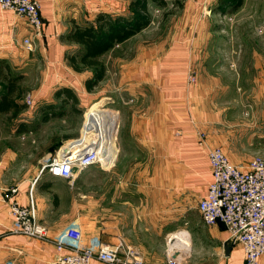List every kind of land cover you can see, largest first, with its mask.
<instances>
[{"label":"crops","instance_id":"crops-1","mask_svg":"<svg viewBox=\"0 0 264 264\" xmlns=\"http://www.w3.org/2000/svg\"><path fill=\"white\" fill-rule=\"evenodd\" d=\"M37 1L41 5L44 26L43 36L37 40L32 54L22 45L30 34L26 20L0 8V63L8 65L11 72L24 69L33 73L36 76L33 81L42 84L37 94L47 95V99L57 98L56 85L62 83H66L76 97L84 98L88 95L86 82L90 76L87 72L75 71L69 62V56L82 54L84 48L68 41V34L75 26L95 24L100 15L121 22L132 19L133 0ZM244 1L247 0L229 3L240 5ZM153 8L155 5L149 2L150 15ZM254 34L257 39H263L264 28ZM136 36L122 44L132 47ZM145 50L144 46L135 51L137 54L140 51L138 66L126 70V76L121 78V84L126 83L123 107L125 104L128 109V118L120 139L127 161L141 164L143 177L151 180V185L143 183L138 187L142 193L138 201L132 198L134 194L119 188L111 189L110 198L104 188L97 189L94 195L84 192L85 198L78 205L83 238L87 243L96 239L108 245H115L124 238L126 244L142 254L144 264H169L171 257L178 264H246L241 246L237 243L229 246L225 226L222 223L205 225L197 208L213 177L207 152L198 145L196 131L205 132L213 146L221 137L218 133L224 132V138L232 139L237 131L231 129L233 123L228 125L226 109L217 108L210 96L204 99L197 85L189 83V66L194 60L190 45L172 43L160 58L153 53L146 55ZM39 67L41 75H38ZM2 94L0 87V97ZM8 116L12 115L0 113V127L7 121L10 123ZM13 119L16 118L11 122ZM41 119L44 125L51 122ZM22 125L27 128L16 131L12 123L10 137L26 138L30 126ZM221 125L223 130H220ZM65 140L67 137L61 136L57 144ZM248 162H243V166ZM38 168L25 167L13 144L0 135V264H49L57 253L51 241L26 239L10 231L13 221L7 207L15 197L23 205L33 200L37 219L48 227L51 240L78 215L73 209L67 213V187L63 203L51 187L63 179L53 178L45 188L38 187ZM12 190L17 191L11 194ZM60 204L65 205L63 210ZM153 210L156 216H152ZM174 234L178 238L172 241L170 236ZM158 242L163 243V249L159 261L154 263L151 254ZM260 264H264V256Z\"/></svg>","mask_w":264,"mask_h":264},{"label":"rangeland","instance_id":"rangeland-1","mask_svg":"<svg viewBox=\"0 0 264 264\" xmlns=\"http://www.w3.org/2000/svg\"><path fill=\"white\" fill-rule=\"evenodd\" d=\"M230 1L208 0L205 4L204 0H180L179 3L168 0L166 7L155 5L150 15L149 27L144 29L143 33L137 34L131 49L127 44L116 45L115 49L100 59L108 69L105 78L92 91H88L84 98L75 97L76 102L68 93L62 94L59 98H51L53 100L47 99V95L37 94L42 84L40 81H33L36 77L33 73L24 69L11 72L7 65L11 78L17 80V87L21 93L16 102L20 105L25 104L26 109L12 122L13 117L8 116L10 123L7 121L0 127V135L7 137L13 144V149L25 167H39V188H45L53 178L63 179L50 186L58 198H61L62 203L67 187V213H70L71 209L78 213L64 229L75 222L82 228L80 219L82 213L78 205L85 198L84 192H91L94 195L97 189L104 188L110 193V198L111 192L119 188L123 192L134 194L132 198L138 201L142 197L138 187L143 183L151 185V180H145L143 177L142 165L127 161L122 152L120 139L122 131L126 129L128 118V109L125 104L123 107L126 83L121 84V78L126 76V70L136 69L138 66L136 62L141 58L138 56L140 51L138 54L135 52L138 48L142 49L145 46L146 55L153 53V56L158 55L160 58L172 43L190 45L194 50V60L189 66V83L197 85L204 99L210 96L217 108L226 109L228 125L233 123L231 129L237 131L235 137L231 136L232 139L224 138V132L218 133L221 137L217 139L216 146L220 147L235 165L242 166L243 162L256 157L264 159V38L258 36L257 39L254 34L256 30L264 28V0H247L240 5L236 2L229 3ZM224 4L227 5L220 8ZM141 54L143 55V52ZM24 55L26 58L27 54ZM140 68L143 69L141 66ZM84 72L90 76L87 81L93 78L94 69L88 68ZM42 73V68L39 67L38 75ZM62 84L56 85L55 92L69 88L66 83ZM0 87L1 92L2 90L4 92L5 83L0 81ZM53 106L55 108H52ZM94 106L109 108L117 115L114 139L118 149L116 157L111 162H97L90 167L88 165L85 171L78 173L74 181L53 176L51 163L58 157L59 151L66 143L80 138L84 116ZM46 111L51 122L44 125L40 119L43 117L44 120ZM54 112L57 115L53 116ZM39 113L42 114L41 117ZM12 123L17 128L16 131L27 128L21 124L30 126L26 131V138L17 140L10 137ZM231 129L228 127V130ZM220 130H223L222 125ZM61 136L67 137V140L57 144V138L60 139ZM134 171L136 173L133 176ZM139 174L141 176H138ZM16 191L12 190L11 194ZM14 200L21 204L15 197L8 203V213ZM59 208L63 210L65 205L60 204ZM152 216H156L154 210ZM120 239L124 241V238ZM50 243L55 248L53 242ZM162 245L163 243L158 242L155 249L157 251L154 250L151 254L154 263L159 261ZM57 256L58 252L49 264H53Z\"/></svg>","mask_w":264,"mask_h":264},{"label":"built area","instance_id":"built-area-1","mask_svg":"<svg viewBox=\"0 0 264 264\" xmlns=\"http://www.w3.org/2000/svg\"><path fill=\"white\" fill-rule=\"evenodd\" d=\"M207 1L204 0L205 4ZM0 8L26 20L30 34L23 39L22 45L27 51H34L37 40L43 36L40 3L37 0H0ZM196 137L198 145L207 152L213 177L197 207L204 224L222 223L229 240L241 246L246 264H260L264 256V159L256 157L245 166L235 165L220 147L210 143L205 132L196 131ZM93 143L91 146H96L97 140ZM92 149L79 152L75 158L60 160L56 157L50 165L52 175L74 181L79 172L93 164L87 163L96 156ZM103 153L102 150L100 155ZM35 211L32 199L28 205L17 200L11 202L10 231L29 239L52 241L58 252L53 264H144L142 254L123 240L115 245L96 239L85 242L77 222L51 240L48 227L37 221ZM169 264L178 263L171 257Z\"/></svg>","mask_w":264,"mask_h":264},{"label":"trees","instance_id":"trees-1","mask_svg":"<svg viewBox=\"0 0 264 264\" xmlns=\"http://www.w3.org/2000/svg\"><path fill=\"white\" fill-rule=\"evenodd\" d=\"M174 1L179 3L180 0ZM149 2L160 7L168 5V0H133L130 5L134 12L132 19L125 22L113 21L104 15H100L95 24L88 23L84 27L75 26L68 34V41L81 44L84 48L82 54L69 56L71 67L77 72H82L88 68L94 69L93 78L86 82L88 91H92L105 78L107 68L100 59L114 49L116 45L124 43L149 27L151 23ZM0 81L5 83L4 92L0 97V113H11L12 117L16 118L26 109V105H20L16 102L21 93L17 87V80L11 78L10 69L4 62L0 63ZM64 93H68L76 102V96L69 88L58 90L55 95L59 98ZM48 115L47 111V114L44 115L45 121L48 119ZM55 115H57L56 112L53 113V116Z\"/></svg>","mask_w":264,"mask_h":264},{"label":"bare ground","instance_id":"bare-ground-1","mask_svg":"<svg viewBox=\"0 0 264 264\" xmlns=\"http://www.w3.org/2000/svg\"><path fill=\"white\" fill-rule=\"evenodd\" d=\"M116 129L117 115L115 112L109 108L94 106L84 116L80 138L66 143L59 151L58 158L60 160L69 157L75 158L79 152H85L93 148L92 150L96 152V156L87 163L111 162L116 157L118 150L114 144ZM95 140H97L96 146H91ZM99 140L101 141L99 142ZM103 146H105L104 149ZM101 149L104 151L102 155H100L102 153ZM177 238V234L170 236L172 241Z\"/></svg>","mask_w":264,"mask_h":264},{"label":"water","instance_id":"water-1","mask_svg":"<svg viewBox=\"0 0 264 264\" xmlns=\"http://www.w3.org/2000/svg\"><path fill=\"white\" fill-rule=\"evenodd\" d=\"M228 242H229V246H231L232 244H234L233 241H231V240L228 241ZM229 246H228V247H229Z\"/></svg>","mask_w":264,"mask_h":264}]
</instances>
